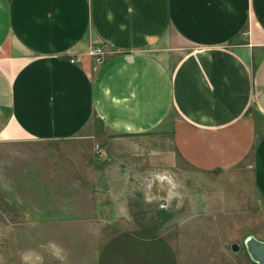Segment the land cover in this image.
<instances>
[{
  "label": "crops",
  "instance_id": "0c3cea01",
  "mask_svg": "<svg viewBox=\"0 0 264 264\" xmlns=\"http://www.w3.org/2000/svg\"><path fill=\"white\" fill-rule=\"evenodd\" d=\"M96 45L111 52L101 64ZM94 120L102 132L82 136ZM156 131L200 167L250 155L264 198V0H0V145ZM109 209L113 218L101 201L91 219H39L48 230L34 238L68 234L58 223L95 239L143 231L128 204Z\"/></svg>",
  "mask_w": 264,
  "mask_h": 264
},
{
  "label": "rangeland",
  "instance_id": "374dc122",
  "mask_svg": "<svg viewBox=\"0 0 264 264\" xmlns=\"http://www.w3.org/2000/svg\"><path fill=\"white\" fill-rule=\"evenodd\" d=\"M92 125L102 132L94 120L81 135ZM82 136L0 145V264H174L172 249L179 264H258L247 242H264V198L253 184L250 155L232 167H200L177 148L172 132ZM100 170L106 174L98 183ZM113 200L128 204L131 227L143 230L137 238L95 239L62 223L57 229L68 234L34 238L48 230L39 219H91L101 201L99 215L113 218Z\"/></svg>",
  "mask_w": 264,
  "mask_h": 264
},
{
  "label": "built area",
  "instance_id": "2783aa9c",
  "mask_svg": "<svg viewBox=\"0 0 264 264\" xmlns=\"http://www.w3.org/2000/svg\"><path fill=\"white\" fill-rule=\"evenodd\" d=\"M242 35H248V31H243ZM88 53L90 54V56L93 57L95 63L101 64L104 61L106 55L111 52L106 51L102 46L96 45L92 46L89 49ZM76 60L77 59L74 58L71 59L72 62H75ZM94 149L98 157H103L104 152L99 144H96Z\"/></svg>",
  "mask_w": 264,
  "mask_h": 264
},
{
  "label": "water",
  "instance_id": "95a60500",
  "mask_svg": "<svg viewBox=\"0 0 264 264\" xmlns=\"http://www.w3.org/2000/svg\"><path fill=\"white\" fill-rule=\"evenodd\" d=\"M233 248L237 249L238 246L235 245ZM247 250L249 254L251 255V257L258 264H264V242L252 239L247 242Z\"/></svg>",
  "mask_w": 264,
  "mask_h": 264
},
{
  "label": "bare ground",
  "instance_id": "6f19581e",
  "mask_svg": "<svg viewBox=\"0 0 264 264\" xmlns=\"http://www.w3.org/2000/svg\"><path fill=\"white\" fill-rule=\"evenodd\" d=\"M254 242V241H253Z\"/></svg>",
  "mask_w": 264,
  "mask_h": 264
}]
</instances>
